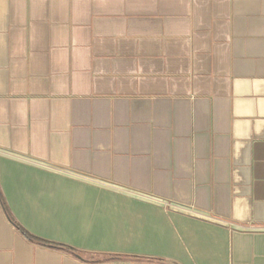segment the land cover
<instances>
[{
  "label": "crops",
  "instance_id": "obj_1",
  "mask_svg": "<svg viewBox=\"0 0 264 264\" xmlns=\"http://www.w3.org/2000/svg\"><path fill=\"white\" fill-rule=\"evenodd\" d=\"M0 190L77 252L0 264H264V0H0Z\"/></svg>",
  "mask_w": 264,
  "mask_h": 264
},
{
  "label": "trees",
  "instance_id": "obj_2",
  "mask_svg": "<svg viewBox=\"0 0 264 264\" xmlns=\"http://www.w3.org/2000/svg\"><path fill=\"white\" fill-rule=\"evenodd\" d=\"M0 198L2 200V203H3V207H4V210L7 214V216L9 217V219L11 220V222L17 227V229L23 234L25 235L27 238H29L30 240L34 241L35 243L37 244H40V245H45V246H51V247H54V248H62V249H70L71 251L75 252L77 254V252L74 250V249H71L65 245H62V244H57V243H53V242H49V241H46V240H43V239H40L36 236H33L32 234H30L28 231H26L16 220L15 218L13 217L12 213L10 212L3 196H2V193H1V190H0ZM159 261H162V260H159Z\"/></svg>",
  "mask_w": 264,
  "mask_h": 264
},
{
  "label": "rangeland",
  "instance_id": "obj_3",
  "mask_svg": "<svg viewBox=\"0 0 264 264\" xmlns=\"http://www.w3.org/2000/svg\"><path fill=\"white\" fill-rule=\"evenodd\" d=\"M143 262L148 263V264H161L160 262L155 261V260L143 261Z\"/></svg>",
  "mask_w": 264,
  "mask_h": 264
}]
</instances>
